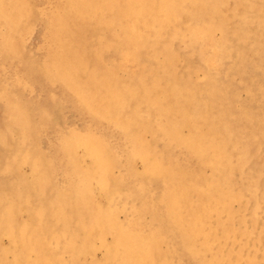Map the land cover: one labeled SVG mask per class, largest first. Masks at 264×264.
Instances as JSON below:
<instances>
[{
	"label": "bare ground",
	"instance_id": "6f19581e",
	"mask_svg": "<svg viewBox=\"0 0 264 264\" xmlns=\"http://www.w3.org/2000/svg\"><path fill=\"white\" fill-rule=\"evenodd\" d=\"M248 67L264 0H0V264H264Z\"/></svg>",
	"mask_w": 264,
	"mask_h": 264
},
{
	"label": "rangeland",
	"instance_id": "374dc122",
	"mask_svg": "<svg viewBox=\"0 0 264 264\" xmlns=\"http://www.w3.org/2000/svg\"><path fill=\"white\" fill-rule=\"evenodd\" d=\"M39 37L40 35H38V33L35 31L29 38V45L31 47V49H34L37 46V43L39 41ZM257 60V55L254 54L252 55V59H251V65L254 64ZM192 63H198V59L192 57ZM183 62H178L177 65V71L178 73H185L183 72ZM248 71L245 70H236L235 72L232 71V74H227L226 76L224 75H219V78L221 80V86H223V89L225 91L224 97H225V102L226 104L228 103L226 101V99L231 100L232 103H234V101L237 99L238 101H244L247 102L248 98H249V94L250 91L253 93L255 92V103L254 104H258L256 111L258 113H262L264 110V105L262 99L264 98V95L259 91V89H263L264 88V68L262 70H258V71H253L252 73L250 72V68L248 67V69H246ZM246 72V73H245ZM250 72V73H249ZM190 78L192 80V82H196L199 81L202 78L201 73H193L190 75ZM224 78V79H223ZM223 79V80H222ZM227 79V80H226ZM223 84V85H222ZM263 84V85H262ZM263 86V87H262ZM233 105V104H232ZM247 108V105H246ZM263 108V109H262ZM67 118H68V114H67ZM70 119V117H69ZM237 119V124L239 126H245V128L249 125V122L247 120H245L244 117L242 116H238ZM261 142L264 144V140L262 139ZM250 143L248 145L249 149L251 150L250 153V163H252L251 167L253 170L252 174L255 175L257 178H259L257 181H261L262 183L264 182V146H262V143ZM263 147V148H261ZM261 151V152H260ZM257 167V168H256ZM263 168V169H261ZM263 171V172H262ZM23 172L24 173H28L29 172V168L28 167H23ZM259 174V177L257 176ZM263 177V178H262ZM234 207H236V205H234ZM120 218L122 219V215L120 216ZM259 228H261L260 226H258ZM262 232L264 231V229H262ZM264 235V233H263ZM100 253H97V256H99ZM264 257V254H263ZM261 264V263H260Z\"/></svg>",
	"mask_w": 264,
	"mask_h": 264
}]
</instances>
